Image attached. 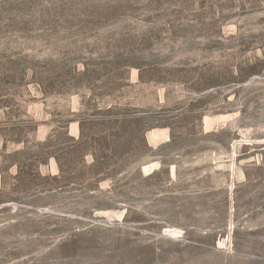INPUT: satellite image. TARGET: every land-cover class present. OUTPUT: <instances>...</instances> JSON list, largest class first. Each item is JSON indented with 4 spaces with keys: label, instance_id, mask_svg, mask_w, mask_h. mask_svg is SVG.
<instances>
[{
    "label": "rangeland",
    "instance_id": "374dc122",
    "mask_svg": "<svg viewBox=\"0 0 264 264\" xmlns=\"http://www.w3.org/2000/svg\"><path fill=\"white\" fill-rule=\"evenodd\" d=\"M0 264H264V0H0Z\"/></svg>",
    "mask_w": 264,
    "mask_h": 264
}]
</instances>
